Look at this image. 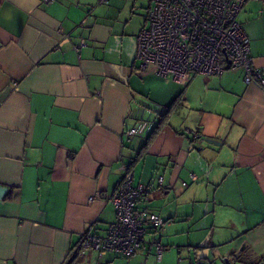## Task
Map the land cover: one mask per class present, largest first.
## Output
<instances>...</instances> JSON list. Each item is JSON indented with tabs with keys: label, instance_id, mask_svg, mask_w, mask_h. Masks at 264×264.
Returning a JSON list of instances; mask_svg holds the SVG:
<instances>
[{
	"label": "crops",
	"instance_id": "obj_1",
	"mask_svg": "<svg viewBox=\"0 0 264 264\" xmlns=\"http://www.w3.org/2000/svg\"><path fill=\"white\" fill-rule=\"evenodd\" d=\"M130 13L122 0H0V264L76 250L73 264H264V87L242 69L184 84L137 72L144 25ZM238 19L264 74V5L247 0ZM125 164L162 225L130 257L80 251L114 220Z\"/></svg>",
	"mask_w": 264,
	"mask_h": 264
},
{
	"label": "built area",
	"instance_id": "obj_2",
	"mask_svg": "<svg viewBox=\"0 0 264 264\" xmlns=\"http://www.w3.org/2000/svg\"><path fill=\"white\" fill-rule=\"evenodd\" d=\"M149 1L146 23L136 38L137 72H151L184 84L193 74L220 75L225 69H242L246 83L257 82L264 87V74L252 63L249 38L238 19L247 0ZM254 1L264 5V0ZM148 123L151 125L154 120ZM148 123L141 125L142 128L128 129L127 139L144 130ZM187 131L195 140L200 139L198 132ZM123 170L109 198L114 207V220L103 235L82 234L80 251L91 249L99 254L113 252L130 257L148 231L162 225L163 219L158 214L140 206L139 199L146 189L140 183H133L130 164H125ZM161 180L162 176H158L157 181ZM151 242L160 258L163 246L158 239Z\"/></svg>",
	"mask_w": 264,
	"mask_h": 264
},
{
	"label": "rangeland",
	"instance_id": "obj_3",
	"mask_svg": "<svg viewBox=\"0 0 264 264\" xmlns=\"http://www.w3.org/2000/svg\"><path fill=\"white\" fill-rule=\"evenodd\" d=\"M130 2L133 5H129ZM129 6V8H128ZM150 6L149 0H122V17H127V11H131L129 20L131 27H142L146 23V15Z\"/></svg>",
	"mask_w": 264,
	"mask_h": 264
},
{
	"label": "water",
	"instance_id": "obj_4",
	"mask_svg": "<svg viewBox=\"0 0 264 264\" xmlns=\"http://www.w3.org/2000/svg\"><path fill=\"white\" fill-rule=\"evenodd\" d=\"M205 141L207 142V143H209V144H214V145H219L220 144V142H218L217 140H215V139H212V138H206L205 139ZM4 187H1L0 186V194L2 193V192H4ZM197 264H209L207 261H205V260H203V259H199L198 261H197Z\"/></svg>",
	"mask_w": 264,
	"mask_h": 264
},
{
	"label": "trees",
	"instance_id": "obj_5",
	"mask_svg": "<svg viewBox=\"0 0 264 264\" xmlns=\"http://www.w3.org/2000/svg\"><path fill=\"white\" fill-rule=\"evenodd\" d=\"M151 230H152V229H151ZM153 230H154V229H153ZM156 230H157V229H156ZM148 232H150V230H149ZM86 233H88V232H86ZM83 234H85V233H83ZM77 254H78V250L72 252V253L68 256V258L65 260V262H64L63 264H73L75 258L77 257Z\"/></svg>",
	"mask_w": 264,
	"mask_h": 264
}]
</instances>
